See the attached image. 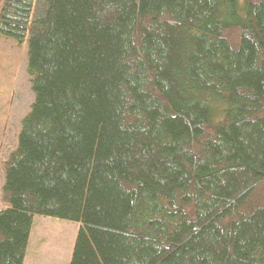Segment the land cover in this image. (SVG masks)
I'll return each instance as SVG.
<instances>
[{"label": "trees", "instance_id": "trees-1", "mask_svg": "<svg viewBox=\"0 0 264 264\" xmlns=\"http://www.w3.org/2000/svg\"><path fill=\"white\" fill-rule=\"evenodd\" d=\"M33 101L4 161L0 264L36 216L68 264H264V0H0Z\"/></svg>", "mask_w": 264, "mask_h": 264}, {"label": "rangeland", "instance_id": "rangeland-1", "mask_svg": "<svg viewBox=\"0 0 264 264\" xmlns=\"http://www.w3.org/2000/svg\"><path fill=\"white\" fill-rule=\"evenodd\" d=\"M26 65V40L17 44L0 36V198L4 161L16 145L20 120L33 101ZM77 230V224L36 216L26 264H68Z\"/></svg>", "mask_w": 264, "mask_h": 264}, {"label": "crops", "instance_id": "crops-1", "mask_svg": "<svg viewBox=\"0 0 264 264\" xmlns=\"http://www.w3.org/2000/svg\"><path fill=\"white\" fill-rule=\"evenodd\" d=\"M24 264H26V260H25Z\"/></svg>", "mask_w": 264, "mask_h": 264}]
</instances>
